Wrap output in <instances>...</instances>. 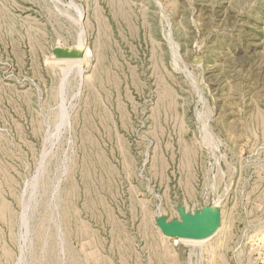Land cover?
<instances>
[{
	"label": "rangeland",
	"instance_id": "374dc122",
	"mask_svg": "<svg viewBox=\"0 0 264 264\" xmlns=\"http://www.w3.org/2000/svg\"><path fill=\"white\" fill-rule=\"evenodd\" d=\"M0 264H264V0H0Z\"/></svg>",
	"mask_w": 264,
	"mask_h": 264
},
{
	"label": "water",
	"instance_id": "95a60500",
	"mask_svg": "<svg viewBox=\"0 0 264 264\" xmlns=\"http://www.w3.org/2000/svg\"><path fill=\"white\" fill-rule=\"evenodd\" d=\"M62 55L61 57H73L72 51H64L58 49L56 51ZM195 63L201 61V57L197 56ZM220 224L219 216L209 209L186 211L179 208V218L166 221L164 219L158 221L157 226L166 236H177L182 238L202 239L212 236Z\"/></svg>",
	"mask_w": 264,
	"mask_h": 264
},
{
	"label": "bare ground",
	"instance_id": "6f19581e",
	"mask_svg": "<svg viewBox=\"0 0 264 264\" xmlns=\"http://www.w3.org/2000/svg\"><path fill=\"white\" fill-rule=\"evenodd\" d=\"M210 237L211 236H209L207 238H202V239H194V238H182V237L173 236V237H171V239H172L173 243H175V244L183 243V244H186V245H191V244L192 245H196L198 243H202V242L208 240Z\"/></svg>",
	"mask_w": 264,
	"mask_h": 264
}]
</instances>
